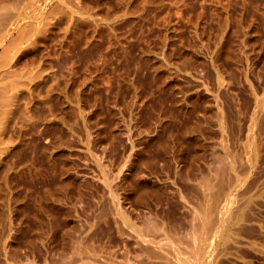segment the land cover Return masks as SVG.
I'll use <instances>...</instances> for the list:
<instances>
[{"label":"rangeland","instance_id":"374dc122","mask_svg":"<svg viewBox=\"0 0 264 264\" xmlns=\"http://www.w3.org/2000/svg\"><path fill=\"white\" fill-rule=\"evenodd\" d=\"M54 1L0 152V264H158L190 249L203 204L217 220L254 194L264 225V1ZM238 226L216 263L264 264V226Z\"/></svg>","mask_w":264,"mask_h":264},{"label":"bare ground","instance_id":"6f19581e","mask_svg":"<svg viewBox=\"0 0 264 264\" xmlns=\"http://www.w3.org/2000/svg\"><path fill=\"white\" fill-rule=\"evenodd\" d=\"M52 1H54V0H0V152L1 153L6 150V146H7L6 144L7 143L4 144L6 146H4L2 144H3V140L5 139V135L8 132L9 126L12 124L11 123V116L20 112L19 110H20L21 105H22V100L24 99L23 95L27 89V85H30V84H28L29 82H27V80L25 79L26 77H24L25 74L23 72V67H22V63H23L22 57H23V48H24L23 43L25 42L26 39L35 38L36 35L38 37L42 36L41 40H45L46 38L48 39L52 35L53 31L55 30V29L52 30V28H55L56 23H58V22H55V20H54V18H56V17L51 15L52 14L51 9L53 11V4H54V3L51 4ZM220 2H221V0H220ZM219 3H218V5H219ZM49 5L51 8H49ZM223 6H225V5L223 4ZM226 7H228V6H226ZM230 7H229V9H230ZM220 9H222V8L220 7ZM240 9H242V8H240ZM63 10L65 11L64 8H63ZM246 10H248V9H246ZM258 10L260 11L261 9H258ZM261 11H264V10H261ZM68 14H69L68 11H66L63 15V17H65V20L64 19L63 20L68 25L67 29L70 26V23L77 19L76 18L73 20L74 11H71L70 14L69 15ZM219 14H221V13H219ZM224 14L226 15V13H224ZM241 14H243V13H241ZM229 15H228V17H229ZM231 15H233V14H231ZM256 15L258 16L259 14H256ZM225 17L227 19V16H225ZM225 17H224V19H225ZM259 17H260V15H259ZM83 18H85L86 21L90 20L89 17L86 18L85 15ZM220 18L222 20V16ZM96 19L94 21L99 20V19H97V20ZM224 19H223V21L227 22V20L226 19L224 20ZM230 19H232V18H230ZM85 20H82V21H85ZM102 21H104V20H102ZM76 22L77 21H75L73 23L76 24ZM79 22H80V19H79ZM79 22H77V24L80 27ZM91 22H88V23L90 24ZM221 23H223V22L221 21ZM91 24L94 25L93 23H91ZM236 24H238V23H235V25ZM63 25H64V23H63ZM102 25L105 26V24L103 22H102ZM59 26H60V24H59ZM106 26L104 27L105 31H106ZM61 27H62V25L60 26V28ZM72 27H74V26H72ZM95 27H94V30H96ZM97 27H100V26H97ZM88 28H89V26H88ZM232 28H233V26H232ZM237 28H239V27H237ZM62 29H63V27H62ZM79 29H78V31H79ZM84 29H85V27H84ZM97 29L99 30L100 28H97ZM101 29H103V27ZM76 30H74V32ZM57 31H58V29H57ZM70 31H69V33H70ZM101 31L102 30H100V32ZM48 32H49V37L47 34ZM107 32H108V29H107ZM56 33L59 34V31ZM77 33L78 32H76V34ZM231 34H229V36ZM53 35H54V33H53ZM60 35H62V33ZM70 35L68 34V36H70ZM86 35H88V34H86ZM95 35H96V33H95ZM90 36H92V35H90ZM229 36H228V38H229ZM51 37H52V39L54 38L53 36H51ZM86 37H88V36H86ZM66 38H68V37H66ZM91 38L92 37H90L89 39H91ZM229 39H231V38H229ZM64 41H66V40H64ZM88 41H91V40H88ZM48 42H50L49 39H48ZM47 43H45V41H44V45ZM224 43H225V41H224ZM230 43H231V41H230ZM86 44H87V41H86ZM226 44H227V42H226ZM223 46H225V44ZM227 46H230V45H227ZM42 48L45 49V47H42ZM39 54H41V53H39ZM45 54H47V53L45 52ZM46 62H48V60ZM35 69H34V71H35ZM37 71H39V70H37ZM36 73L38 74L39 72H36ZM48 81L50 82L49 79H48ZM47 84L49 85V83H47ZM48 85H46V86H48ZM30 86L28 87V89H30ZM44 86H45V84H44ZM43 88L41 86V90ZM22 110H24V109H22ZM25 113L27 114V112H25ZM29 115H31V114H29ZM29 115H27V116H29ZM18 116H19V114H18ZM17 117H15V119ZM20 118L25 119V117H23V115H22V117L20 116L17 119H20ZM22 119H20V121H22L21 123H25V122H23L24 119L23 120ZM18 121L19 120H17V122ZM29 121L30 120H28V122ZM15 126L17 127L16 124H15ZM18 130H19V128H18ZM19 131L16 130V132H19ZM4 142H6V140H4ZM254 195H252L250 197L253 204L250 205L247 209L246 208L245 209L244 208L234 209L231 206V204H232L231 201L227 202L226 207L224 209H222L221 212L218 214L219 217L217 220L210 219L209 215L211 213V210L203 204L204 207H202L201 212L198 215V221L194 222V227H193L194 233L191 231L193 233V235L190 234L191 238L187 239L188 238L187 237L186 238L187 240H185V238H184V240L187 242V245H188V247H190V249L189 250L187 249V252H184V251H182V249L180 247H176L173 245L174 249L176 250L175 252L177 253V255L176 254L174 255V253H172L171 256H173V255L175 256L172 258L170 256V254L167 256V254H168L167 253L165 255L167 257H170V258H168V261L165 260L166 256H164L165 257V258L163 257L164 260H162V261L160 260L161 262L159 261L158 264H222V263H219V261L216 263V257H217L216 250L218 249L217 247L219 245L225 244L223 246V248H221L219 250V253H221L223 257H225L228 254L229 245H227V242L231 239V236H232L231 232L233 230V228H232L233 225L238 224L239 225L238 229L241 233L244 232V233L251 234V235L254 234V232L258 229L257 225H260L261 229L264 226L262 223L257 224L256 222H258V221H253V218H254L253 214L258 213L256 210L253 209V205H256L258 203L256 200L257 198H253ZM259 196L264 197V190H261V192L259 193ZM212 211H213V209H212ZM248 222H252V223H248ZM151 224H153V223H150V225ZM215 224H217V226H218V229L216 230V232H217L216 235L218 236L217 244H216V242H214V243H211L207 246L203 242V240L205 239V234L209 233L211 231V227L213 228L215 226ZM155 225H158V224L155 223L152 227L155 228ZM157 227H159V226H157ZM156 228L155 229L152 228L151 231L157 232ZM153 230H155V231H153ZM139 235L143 236V232L139 231ZM199 236H201L203 238V240L199 239ZM162 245H160V247ZM170 245L172 246V244H170ZM162 247L165 248L164 245ZM170 247L168 249L167 248L166 249L169 250V249H171ZM152 248L149 247L150 252H151ZM171 251H174V250L172 249ZM169 253H171L170 250H169ZM185 253H187V255H184ZM137 255H138V258H137L136 264H144L141 249L138 251ZM163 261H166V262H163ZM150 264H154V262H151Z\"/></svg>","mask_w":264,"mask_h":264}]
</instances>
